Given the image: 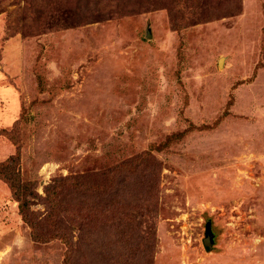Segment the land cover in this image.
<instances>
[{
	"label": "rangeland",
	"instance_id": "rangeland-1",
	"mask_svg": "<svg viewBox=\"0 0 264 264\" xmlns=\"http://www.w3.org/2000/svg\"><path fill=\"white\" fill-rule=\"evenodd\" d=\"M0 264H264V0H0Z\"/></svg>",
	"mask_w": 264,
	"mask_h": 264
},
{
	"label": "trees",
	"instance_id": "trees-1",
	"mask_svg": "<svg viewBox=\"0 0 264 264\" xmlns=\"http://www.w3.org/2000/svg\"><path fill=\"white\" fill-rule=\"evenodd\" d=\"M18 155H14L13 158H11V160L13 162H15V166L18 167ZM8 182L10 183L11 187L14 190V194L15 197L18 198V200L20 201L22 197V194L20 193L22 186L16 182L19 186H16L15 183L12 182L11 179H8ZM74 185H79L80 182L77 181V179L75 178L74 181L72 182ZM24 188V187H23ZM23 198V197H22ZM26 205H27V201H20L19 206H20V212L23 214L24 220L30 224L31 228H32V236L33 239L36 242H40V243H45L54 239H61L63 240V242L67 245L68 248V252H70L71 249V239L68 237V235L66 233H63V231H58L56 229V232L52 231V233L50 234L51 237H48L47 239V233L44 234L42 232H40L39 229V222L34 223V221L32 220V215L29 213V211L26 209Z\"/></svg>",
	"mask_w": 264,
	"mask_h": 264
},
{
	"label": "water",
	"instance_id": "water-1",
	"mask_svg": "<svg viewBox=\"0 0 264 264\" xmlns=\"http://www.w3.org/2000/svg\"><path fill=\"white\" fill-rule=\"evenodd\" d=\"M220 63H222V59L220 60ZM211 221L207 223V229H206V239L205 243L209 248H212L213 242H214V233L211 228Z\"/></svg>",
	"mask_w": 264,
	"mask_h": 264
}]
</instances>
